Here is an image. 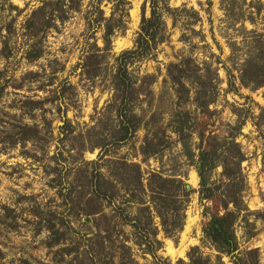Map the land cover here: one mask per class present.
<instances>
[{
	"label": "rangeland",
	"instance_id": "1",
	"mask_svg": "<svg viewBox=\"0 0 264 264\" xmlns=\"http://www.w3.org/2000/svg\"><path fill=\"white\" fill-rule=\"evenodd\" d=\"M41 1L0 0V70L7 71L9 84L0 100V264H23V260L31 264H78L74 256L81 247L76 246L73 254L64 258L61 254H55L58 246L52 249L47 247L49 233L44 229L48 224L46 218L58 222L60 229L71 225L79 235L93 231L92 217L82 214L80 207L75 210L76 216L70 214L69 205L62 203L59 190L66 187L68 172L71 179L80 164L97 160L100 150L91 149L93 141L89 135L91 127L97 123L92 117L97 118L110 102L114 90L108 79L109 69L117 55L133 47L140 30L144 4V0H128L125 31L113 39L111 51L103 55L98 75L90 77L80 62L90 51L91 44L96 42L102 47L103 42L102 31H97L94 38L85 31L86 4L82 12H73L65 21H57L38 40L42 53L37 61L29 62L26 59L27 43L21 35L22 25L32 10L41 5ZM168 1L172 7L185 6L189 10L199 11L201 21L189 27L180 22L173 26L172 19L167 17L168 40L158 46L155 57L149 55L131 70L136 86L140 88L136 112L146 113V119L151 114H163L161 122L158 120L165 137L162 158L160 162L153 157L144 160L141 147L146 131L140 128L125 143H106L108 146L101 151L103 156L100 163L102 171L108 174L116 170L117 166L113 163L118 159L138 163L145 177L147 172L159 171L160 168L165 173L177 170L190 194L185 201L181 231L167 236L160 218L154 217L157 239L161 242L156 250L158 259L135 247L132 239L127 243L133 247L136 264H178L180 259L188 262L187 253L194 246L210 256V264H214L218 254L209 245L203 244L202 227L208 220L204 209L205 206L213 207L214 203L204 200L202 205L199 201V177L182 155L181 145L172 129L174 125L170 124L169 113L173 108L188 111L192 124L197 122L206 128V136L214 135L218 140L230 137L241 125L236 141L246 157L241 164V175L245 188L244 200L250 213L246 216L248 224L240 218L236 236L240 250L258 248L260 263L264 264V87L256 89L253 85L243 84L239 72L244 58L253 56V33L250 32H264V23L260 18L255 22L250 21L249 15L243 22L226 20L221 0H212L209 14L206 0ZM261 1L264 4V0ZM135 6L138 10L134 16L132 10ZM246 7L244 13L248 14ZM101 8L105 16H110L111 3L105 0ZM144 15L150 16L149 4L145 7ZM4 43L11 49L9 58L2 53ZM119 43H122L121 48L118 47ZM175 65L194 70L200 68V73L207 65L211 70H216L218 77L213 84L215 101L209 106L213 113L203 115L201 109L197 108L195 96L199 86L194 78L183 79L188 95L179 98L181 93L172 82L177 72ZM158 104L161 105L160 110ZM99 118L98 121L105 122L106 117ZM65 121L74 127L69 136L62 130ZM11 123L36 126L39 137L23 146H12L9 138ZM105 134L108 138L109 134ZM194 140L197 141L196 136ZM85 167L91 170L94 165ZM120 172L122 174V170ZM220 172L221 168L218 167L215 170L216 178L220 177ZM58 178L63 181L62 185H58ZM22 196H29V199L20 201ZM1 205H7L15 212L11 217L5 216ZM32 208L40 209L43 220L39 224L31 214ZM128 210L135 214L134 206ZM213 211L223 213L222 209ZM52 212L55 215L52 216ZM106 212L112 213L110 208ZM111 226L115 227V236L135 237L132 225L125 223L122 217L118 220L114 218ZM70 236L76 237L75 234ZM181 250L183 253H180ZM172 251H176L177 256L172 255ZM223 261L224 264H232L228 256H223Z\"/></svg>",
	"mask_w": 264,
	"mask_h": 264
},
{
	"label": "trees",
	"instance_id": "2",
	"mask_svg": "<svg viewBox=\"0 0 264 264\" xmlns=\"http://www.w3.org/2000/svg\"><path fill=\"white\" fill-rule=\"evenodd\" d=\"M85 1L42 0L41 5L32 10L22 25L21 34L27 43L26 59L29 62L37 61L41 57L42 50L38 47V40L47 30L54 27L57 21H65L69 14L82 12L86 4L85 31L92 38L96 37L97 31H102L103 46H98L96 42L91 44L90 51L80 64L86 68L90 77L98 75L101 71L103 55L111 51L113 39L125 31L129 1L106 0L112 4V11L108 17L101 8L105 0H87L86 3ZM206 3L208 6L206 11L209 14L212 0H206ZM147 4L150 7L149 17L144 15ZM221 6L226 20L230 22H243L246 15H249L250 21L255 22L257 18H260L264 23V4L261 0H250L249 2L247 0H221ZM244 6L249 9L248 14L244 13ZM142 12L140 30L134 39L133 47L117 55L111 70L109 69L108 79L114 90L110 102L104 111L98 113L97 118L92 117V120H97V123L91 127L89 135L93 141L91 149L100 150L97 160L80 164L76 168L77 171L72 173L71 179L68 172L66 187L59 190L63 199L62 203L65 206L69 205L70 214L76 216L75 210H79L77 208L80 207L82 214L92 217L90 221L93 223L91 226L93 231L79 235V232L71 225L60 229L57 226L58 222L49 217L46 218L48 224L44 229L49 233L46 240L47 247L52 249L58 246L55 254H61L62 258L72 255L76 246L81 247L74 256V261H78V264H136L133 247L127 243L129 239L133 240L135 247L141 248L144 253H149L154 259H158L156 250L160 248L161 242L157 239L154 217L160 218L162 229L167 236H172L173 233L183 228L185 201L190 193L177 170L165 173L160 168L159 171L147 172L148 175L145 177L138 163L118 159L113 163L117 166L116 170L108 174L102 171L100 163L103 156L101 151L108 146L106 143H125L140 128L146 131L141 155L145 161L153 157L160 162L164 153L163 138L165 137H163L161 127L158 126V120L161 122L163 114L156 116L151 114L146 119V113L136 112L140 88L136 86V79L133 78L131 70L149 55L155 57L158 46L168 40L167 17L172 19L173 26L180 22L186 23L185 25L189 27L194 22L201 21L199 11L189 10L185 6L172 7L168 0H144ZM251 33H253V56L244 58L239 72L243 84L253 85L257 89L264 87V32L253 30ZM10 51L8 44L4 43L2 53L6 58L10 57ZM175 66L177 72L172 77V82L177 87L176 90L181 93L179 98L188 95V88L185 87L183 79L194 78L199 86L195 96L197 108L201 109L203 115L213 113L209 106L215 101L213 84L218 77L216 70H211L207 65L204 72L200 73V68L194 70L185 68L184 65ZM6 74V70H0V100L9 86ZM146 76H144L145 79ZM230 86L232 88V84ZM160 107L161 105L158 104L159 110ZM100 116L106 117L107 121L106 119L105 122L98 121L101 119ZM169 117L170 124L174 125L172 129L177 135V142L181 145L182 155L188 164L193 166L199 177L200 203L203 205L204 200H211L214 203L213 207L205 206L204 210L208 220L202 227L203 244L209 245L218 252L214 264H224L223 256H228L232 264H261L259 249L240 250L236 236V226L240 218L247 223L246 216L250 213L244 200L245 188L243 175H241V164L246 157L236 141L241 125L230 137L218 140L217 136H206V128L199 126L197 122L194 121L192 124L188 111L172 108ZM111 119L113 123L108 121ZM9 126L12 127L9 134L12 146L19 144L23 146L39 137L36 126L14 123ZM104 129L109 134L108 138ZM62 130L66 136H69L73 133L74 127L65 121ZM194 136L197 141L194 140ZM106 139L109 141L105 142ZM90 164L94 167L91 170L86 169L85 166ZM218 167L221 168V172L220 177L216 178L215 170ZM57 182L58 185L63 184L60 178ZM19 199L20 201L29 199V196H22ZM133 206L136 209L134 215L128 210ZM1 208L5 210V216L11 217L15 212L7 205H1ZM108 208L111 214L106 212ZM221 209L222 214L219 211H213ZM52 213V216L55 215V212ZM31 214L35 217L37 224L43 220L39 208H32ZM120 217L125 223L132 225L134 238L115 236L113 233L115 227L111 226V221L114 218L118 220ZM70 234H75L76 237L73 238ZM187 258L188 262L180 259L178 264H210V256L204 255L198 246L190 249ZM23 264L31 263L23 260Z\"/></svg>",
	"mask_w": 264,
	"mask_h": 264
},
{
	"label": "bare ground",
	"instance_id": "3",
	"mask_svg": "<svg viewBox=\"0 0 264 264\" xmlns=\"http://www.w3.org/2000/svg\"><path fill=\"white\" fill-rule=\"evenodd\" d=\"M135 3H136V2H135ZM134 5H137V4H134ZM136 7H137V6H135V8H133V10H132V14H133L134 16H135V13L137 12L136 10H138V9H136ZM136 17H137V16H136ZM132 18H133V17H132ZM134 19H135V18H134ZM136 19H137V18H136ZM123 44H124V43H123ZM121 46H122V43H119V44H118V47L121 48ZM195 174H196V173H195ZM194 177H195V176H194ZM192 178H193V177H192ZM196 178H197V177H196ZM192 180H193V179H192ZM182 251H183V250H181L180 253H183ZM175 252H176V251H172V252H171L172 255H175ZM175 256H177V255H175Z\"/></svg>",
	"mask_w": 264,
	"mask_h": 264
}]
</instances>
